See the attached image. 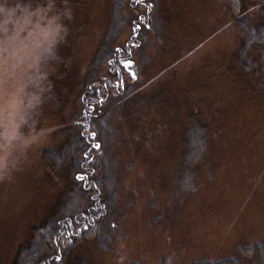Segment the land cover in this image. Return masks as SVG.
I'll use <instances>...</instances> for the list:
<instances>
[{"label":"rangeland","instance_id":"rangeland-1","mask_svg":"<svg viewBox=\"0 0 264 264\" xmlns=\"http://www.w3.org/2000/svg\"><path fill=\"white\" fill-rule=\"evenodd\" d=\"M261 1L0 0V264H260Z\"/></svg>","mask_w":264,"mask_h":264},{"label":"trees","instance_id":"trees-1","mask_svg":"<svg viewBox=\"0 0 264 264\" xmlns=\"http://www.w3.org/2000/svg\"><path fill=\"white\" fill-rule=\"evenodd\" d=\"M245 1H251V2H247L248 3V7H245V5H244V2ZM241 0V2H240V7H239V13L242 15V11H247V9L248 8H251V5H253L254 3V1L252 2V0ZM261 3H262V5L264 6V0H262L261 1ZM243 19V18H242ZM243 21L247 24V21H245L244 19H243ZM264 25V20L263 21H261L260 23H259V26L260 25ZM89 98H91V97H89ZM90 101V99H87V102H89ZM84 103H85V101H84ZM80 110H81V108L80 107H77V109L72 113V115H71V117H72V121H74L75 120V118L77 117V116H79V114H80ZM86 112V111H85ZM85 112L83 113V114H85ZM68 124H69V122H68ZM74 137H76V135H74V136H72L71 137V139H72V142L75 144V143H77V145H78V147H77V153L79 152V150L81 151L83 148H84V146L83 145H81L80 143H82V141L80 140V138L78 137V139H76V138H74ZM81 137L84 139V141H85V143L88 145L87 146V148H86V150H85V158H86V155L88 154L89 155V157L90 158H88V159H86L84 162H78V160H77V154H76V159H75V156L74 157H72V158H70V161L72 162V171H78L83 165H84V167H83V169H84V172L83 173H76V175H75V180L76 181H78V182H81V186L83 187V189L84 190H86V187H88L89 185H94V186H96V180H92V182H91V180H89V177H90V174L92 173H94L95 171H96V169H99V171H100V169L101 168H99L98 166L97 167H92L91 166V163L89 162L90 161V159L93 157V153H92V156H91V152H93L92 150H91V144H89L87 141H86V138H85V136L84 135H82V131H81ZM80 146V147H79ZM70 146H69V141H68V139H66L64 142H63V146H62V150H63V154H64V152H65V150L67 151L68 150V148H69ZM50 156H51V158L52 157H58L59 156V154H53V153H51L50 154ZM88 162V163H87ZM49 164H50V166H52V167H54L55 165H54V162L52 161V159H50V162H49ZM94 169V170H93ZM103 172V171H102ZM96 173V172H95ZM78 175H81L80 177L78 176ZM96 179H97V181H100L101 182V180L103 179L104 180V177L103 178H101V177H96ZM87 184H89V185H87ZM87 191V190H86ZM83 194H85V191H81ZM85 201H86V198L84 197L83 198V200L81 201V206L82 207H84V203H85ZM94 208H96V205H95V207ZM90 208H87L86 209V211L87 210H89ZM89 211H87V213H85L86 214V216H87V219H91V214H89L88 213ZM68 217L66 216V217H64V218H62L60 221H59V228L61 229V230H64L65 229V227H66V224H67V229H68V225H69V223L71 224L72 223V220H71V222H70V220L69 221H67L66 219H67ZM77 218V217H76ZM76 218L74 219V220H76ZM89 221V220H88ZM90 222V227L91 228H93L96 224L95 223H93V221H89ZM59 235H60V232H58L57 233V235L55 236L56 237V241H55V243H56V246H57V238L59 237ZM40 245H42V244H40ZM46 247H47V244H46ZM42 250V249H41ZM44 250H46V251H43L42 250V253H43V257L42 258H30V259H28V263L27 264H48V260L46 259L49 255H47L48 254V249L47 248H45ZM46 252V253H45ZM46 254V255H45ZM45 255V256H44ZM28 257H29V255H28ZM45 257V258H44ZM264 257V256H263ZM25 258V257H24ZM57 261H59L60 260V255H57ZM25 260H23V262H24ZM17 264V263H16ZM238 264H240V263H238ZM242 264H246V263H242ZM260 264H264V259H262V260H260Z\"/></svg>","mask_w":264,"mask_h":264},{"label":"snow or ice","instance_id":"snow-or-ice-1","mask_svg":"<svg viewBox=\"0 0 264 264\" xmlns=\"http://www.w3.org/2000/svg\"><path fill=\"white\" fill-rule=\"evenodd\" d=\"M128 63H131L130 61Z\"/></svg>","mask_w":264,"mask_h":264}]
</instances>
